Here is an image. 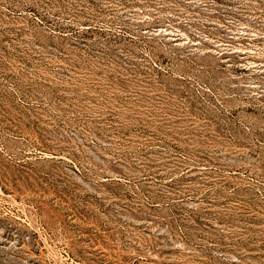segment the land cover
Masks as SVG:
<instances>
[{
	"label": "rangeland",
	"instance_id": "obj_1",
	"mask_svg": "<svg viewBox=\"0 0 264 264\" xmlns=\"http://www.w3.org/2000/svg\"><path fill=\"white\" fill-rule=\"evenodd\" d=\"M0 264H264V0H0Z\"/></svg>",
	"mask_w": 264,
	"mask_h": 264
}]
</instances>
